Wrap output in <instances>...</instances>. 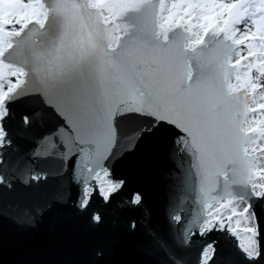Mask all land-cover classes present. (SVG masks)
<instances>
[{"label":"snow or ice","instance_id":"snow-or-ice-1","mask_svg":"<svg viewBox=\"0 0 264 264\" xmlns=\"http://www.w3.org/2000/svg\"><path fill=\"white\" fill-rule=\"evenodd\" d=\"M46 118L26 154L16 134ZM143 142L182 171L159 264H264V0H0V217L71 202L99 226L93 203L120 195L113 166ZM36 162L67 164L69 188L45 197Z\"/></svg>","mask_w":264,"mask_h":264},{"label":"water","instance_id":"water-1","mask_svg":"<svg viewBox=\"0 0 264 264\" xmlns=\"http://www.w3.org/2000/svg\"><path fill=\"white\" fill-rule=\"evenodd\" d=\"M53 124L46 118L44 125L31 132L17 133L20 148L30 153L35 138ZM179 164L178 159L170 158L152 142H143L135 152L118 160L113 166L114 175L126 180V186L110 204L96 198L92 209L103 216L99 226L77 215L71 202L59 203L28 227L0 217V264H159L161 257L151 238L158 235L171 240L177 234L179 226L171 221V214L172 205L179 204L182 196ZM35 167L49 173V181L42 189L45 197L55 198L61 188H69L71 170L67 164L61 167L56 162H36ZM133 191L143 197V204L137 208L126 203ZM184 209L185 217L189 209L194 210L187 201ZM257 212L264 228V211L258 208ZM132 222L137 225L135 230L129 227ZM98 250H102V256L97 255ZM195 258V249L185 254L188 264H195ZM234 264L243 261L236 257Z\"/></svg>","mask_w":264,"mask_h":264},{"label":"rangeland","instance_id":"rangeland-1","mask_svg":"<svg viewBox=\"0 0 264 264\" xmlns=\"http://www.w3.org/2000/svg\"><path fill=\"white\" fill-rule=\"evenodd\" d=\"M240 207H243V205H241ZM241 226H243V225H241ZM233 227H235V224H233Z\"/></svg>","mask_w":264,"mask_h":264}]
</instances>
